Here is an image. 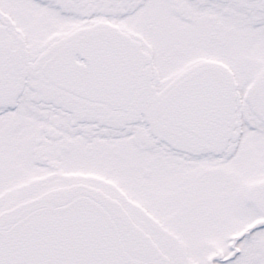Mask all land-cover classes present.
<instances>
[{"label": "snow or ice", "instance_id": "1", "mask_svg": "<svg viewBox=\"0 0 264 264\" xmlns=\"http://www.w3.org/2000/svg\"><path fill=\"white\" fill-rule=\"evenodd\" d=\"M0 264H264V0H0Z\"/></svg>", "mask_w": 264, "mask_h": 264}]
</instances>
